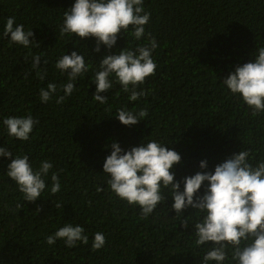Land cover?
Instances as JSON below:
<instances>
[{
  "label": "trees",
  "instance_id": "1",
  "mask_svg": "<svg viewBox=\"0 0 264 264\" xmlns=\"http://www.w3.org/2000/svg\"><path fill=\"white\" fill-rule=\"evenodd\" d=\"M74 3L0 0V147L12 151L13 159L27 154L34 170L43 161L53 165L43 177L42 196L29 203L6 175L11 160L0 157V264H202L208 249L194 246L191 224L199 218L196 210L184 211L185 218L191 215L185 229L184 217L172 210L170 192L162 189L165 199L147 219L141 218L138 206L111 192L103 165L113 142L128 151L155 140L180 154L181 162L172 171L183 191L185 177L205 171L202 161H207L206 171L214 172L241 150L250 151L254 166L264 160V113L254 117L242 98L222 85L264 47V0H144L143 7L151 13L145 36L136 40L131 29L121 32L111 50L101 45L99 53L95 38L61 37L64 11ZM10 17L25 31L32 30L40 47L10 46L3 36ZM148 33L158 47L152 53L155 73L138 89L146 94L130 101L129 93L114 82L101 93L107 103L94 101L100 60L148 44ZM73 51L91 67L77 78L73 94L57 104L56 96H65L60 86L68 78L55 64ZM36 54H42L40 67L47 73L43 80L31 67ZM49 83L57 85V93L45 104L39 94ZM119 109H146L148 115L125 126L115 118ZM29 114L39 121L29 140L10 137L3 120ZM54 172L61 185L55 195L50 191ZM98 187L104 190L98 192ZM206 187L207 182L197 195ZM65 223L84 227L89 243L68 248L57 240L48 245L47 237ZM96 232L105 235L106 244L93 251ZM225 264L236 262L229 256Z\"/></svg>",
  "mask_w": 264,
  "mask_h": 264
},
{
  "label": "clouds",
  "instance_id": "2",
  "mask_svg": "<svg viewBox=\"0 0 264 264\" xmlns=\"http://www.w3.org/2000/svg\"><path fill=\"white\" fill-rule=\"evenodd\" d=\"M144 0H75L74 5L64 11V21L60 35L95 38V51H101V45L111 50L118 41L121 32L140 40L145 36V26L149 24L151 13L143 7ZM3 36L9 38L11 45L25 48L40 47L34 41V32L25 31L24 25H16L10 17L6 21ZM148 44L137 48H125L118 54L106 55L99 62L94 74L96 85L94 101L107 103L108 97L101 95L119 84L123 92L129 93L130 101H137L146 93L140 87L146 79L154 75L157 65L152 53L158 47L154 37L148 33ZM31 54V53H30ZM42 54L32 57V70L39 79H45L47 73L40 67ZM47 64V61H44ZM57 70L67 74V82L61 85L65 96H56L57 85L49 83L40 89V100L47 104L54 96L56 103L63 104L76 89V80L88 72L83 55L73 51L65 54L55 64ZM115 77V81L110 79ZM233 96L242 98L251 114L264 113V47L258 48L253 62L237 66L235 71L222 81ZM146 109L138 112L119 109L116 117L123 125L133 126L147 117ZM39 121L31 114L26 117H7L3 120L10 137L21 142L28 141L34 126ZM111 154L106 157L103 171L109 177L107 184L112 193L128 205L140 208L141 218L147 219L165 197L162 189H168L174 200L172 210L176 216L192 208L199 218L194 224V246H206L202 264H225L231 257L236 264H264V160L255 166L249 161L250 151L233 154L215 167L214 172L206 171L207 161L200 163L205 171L184 178L183 191L176 181L174 166L181 162V156L166 145L151 140L138 147L124 151L119 143L110 145ZM0 157L11 160L6 175L13 180L23 194L25 202L34 203L42 196L47 176L53 165L43 161L38 170H34L27 154L15 156L8 148L0 147ZM255 158L253 157V160ZM51 193L60 191L61 185L57 173L51 175ZM207 182L202 196L197 194ZM97 188V191H103ZM21 208V205H17ZM56 209L61 207L55 204ZM191 215L183 218L185 229L190 225ZM62 240L66 247L75 248L78 244L87 245L89 237L84 227L65 223V225L47 237L48 245ZM106 244L105 235L96 232L92 241V250L98 251Z\"/></svg>",
  "mask_w": 264,
  "mask_h": 264
}]
</instances>
